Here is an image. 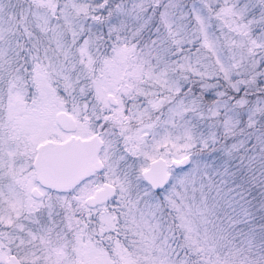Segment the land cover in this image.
Wrapping results in <instances>:
<instances>
[{
    "label": "snow or ice",
    "instance_id": "obj_1",
    "mask_svg": "<svg viewBox=\"0 0 264 264\" xmlns=\"http://www.w3.org/2000/svg\"><path fill=\"white\" fill-rule=\"evenodd\" d=\"M0 264H264V0H0Z\"/></svg>",
    "mask_w": 264,
    "mask_h": 264
}]
</instances>
